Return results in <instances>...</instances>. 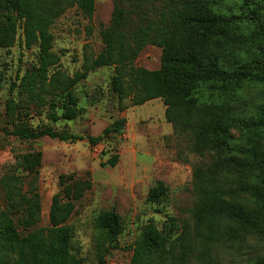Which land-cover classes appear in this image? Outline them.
Instances as JSON below:
<instances>
[{
    "label": "trees",
    "instance_id": "obj_1",
    "mask_svg": "<svg viewBox=\"0 0 264 264\" xmlns=\"http://www.w3.org/2000/svg\"><path fill=\"white\" fill-rule=\"evenodd\" d=\"M112 1L111 22L101 32L102 51L87 61L84 72L71 77L61 70L51 72L58 58L51 50L50 29L71 7L91 18L95 0H0V48H12L19 29L27 48H39L38 65L10 87L27 103L16 105L18 114L36 104L48 106L53 122L74 120L81 114L75 87L89 72L115 66L111 90L121 101L130 98L134 106H141L162 100L167 122L177 132L190 134L195 153L210 157L193 174L198 200L191 218L197 236L209 242L263 232L264 92L254 108L242 92L247 85H264V0ZM149 45L162 49L158 70L134 66ZM22 118L12 130L0 122V133L22 141L86 139L95 146L110 134L122 133L126 125L121 118L101 135L87 136L51 126L34 129ZM41 160V153L29 154L24 161L27 176L6 174L0 179V264H83L73 253L68 221L92 183L74 175L60 176L50 225L37 228ZM118 161L115 154L101 165L115 167ZM168 192L163 182H157L148 201L160 204ZM97 228L98 264H106V255L118 247L123 224L112 210L97 218ZM188 239L179 233L174 217L168 216L161 229L151 222L135 241L130 264H184L192 250ZM248 264H264V255Z\"/></svg>",
    "mask_w": 264,
    "mask_h": 264
},
{
    "label": "rangeland",
    "instance_id": "obj_2",
    "mask_svg": "<svg viewBox=\"0 0 264 264\" xmlns=\"http://www.w3.org/2000/svg\"><path fill=\"white\" fill-rule=\"evenodd\" d=\"M113 9L112 0H95L91 18L75 6L68 8L55 21L50 29L53 37L51 50L57 56L58 64L51 72L61 70L72 77L85 71L87 61L96 58L103 49L101 32L109 26ZM38 53L37 46H25L21 29L12 48H0V122L4 126L12 130L19 117H23L34 129L51 126L72 134L99 136L118 119L125 118L126 125L122 133L110 134L95 146L86 139L75 143L48 137L22 141L0 133V179L6 174L27 176L25 157L42 155L36 181L40 196L37 228L50 225L52 199L61 190L60 176L74 175L92 183L91 189L75 203L68 221L73 232V253L82 259L83 264H98L100 231L97 218L112 210L120 216L123 232L118 238V247L106 255V264H130L133 245L143 228L152 222L161 229L168 216L177 220L179 233H185L192 246L184 264H248L264 255V231L209 242L197 236L191 218L198 200L193 174L196 168L209 163L210 157L195 153L190 134L177 132L167 122L162 100L156 99L141 106H134L130 98L121 101L111 90L115 66L89 72L87 78L75 87L81 114L74 120L53 122L48 106L36 104L18 114L16 105L27 103L22 102L17 90L12 93L10 87L38 65ZM161 59L162 49L149 45L142 50L134 66L158 70ZM263 92L264 85L251 84L242 94L254 108ZM121 106L125 109L122 110ZM115 154L119 155L115 167L101 165ZM157 182H163L169 191L160 204L148 201L149 191ZM0 202L3 205L1 185ZM203 252L205 261L202 260Z\"/></svg>",
    "mask_w": 264,
    "mask_h": 264
}]
</instances>
